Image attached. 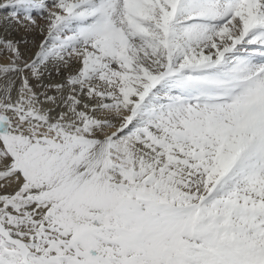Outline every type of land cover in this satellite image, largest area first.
<instances>
[{"label":"snow or ice","instance_id":"6c2138e0","mask_svg":"<svg viewBox=\"0 0 264 264\" xmlns=\"http://www.w3.org/2000/svg\"><path fill=\"white\" fill-rule=\"evenodd\" d=\"M0 264H264V0H0Z\"/></svg>","mask_w":264,"mask_h":264}]
</instances>
